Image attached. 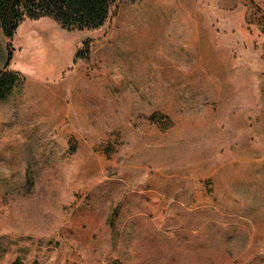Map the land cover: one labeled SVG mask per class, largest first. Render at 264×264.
<instances>
[{
  "label": "rangeland",
  "instance_id": "374dc122",
  "mask_svg": "<svg viewBox=\"0 0 264 264\" xmlns=\"http://www.w3.org/2000/svg\"><path fill=\"white\" fill-rule=\"evenodd\" d=\"M242 5L230 21L220 0H120L98 31L0 28V71L11 44L21 80L0 101V264H264L246 70L264 62V5Z\"/></svg>",
  "mask_w": 264,
  "mask_h": 264
},
{
  "label": "trees",
  "instance_id": "16d2710c",
  "mask_svg": "<svg viewBox=\"0 0 264 264\" xmlns=\"http://www.w3.org/2000/svg\"><path fill=\"white\" fill-rule=\"evenodd\" d=\"M120 0H0V28L4 36L12 41L26 21L51 19L64 30L93 32L102 29L111 17L118 14ZM92 40L83 45L86 53L77 58H86ZM13 60V49L8 47L6 70L0 71V101H5L19 86L20 74L9 70Z\"/></svg>",
  "mask_w": 264,
  "mask_h": 264
},
{
  "label": "crops",
  "instance_id": "0c3cea01",
  "mask_svg": "<svg viewBox=\"0 0 264 264\" xmlns=\"http://www.w3.org/2000/svg\"><path fill=\"white\" fill-rule=\"evenodd\" d=\"M256 2L261 4V5H264V0H256ZM220 3L222 4V6L227 7L226 9H229V12H226L227 10H224V13H229L228 18H230V21H231V17L232 18L235 17V14L232 13V12H234V11H232L233 9H235L238 5H241L240 9L242 12L243 8H245L242 5L244 3V0H220ZM233 23H236L235 20L233 21ZM239 30H240V34L243 38V41L246 44L247 52L252 53V54H254V52H255V54L259 53L258 50L254 51V47H255L254 45H255L256 41L259 40L258 41L259 44L260 43L262 44V42H263V41H261V37L259 36L258 30L255 28H252V27H251V29L247 28V26L245 27V24L243 22H240ZM215 40H216V38H214V41ZM206 42H207V39H206ZM230 53H231L230 54L231 58L234 59L236 57V55L233 53V49L230 50ZM230 63L232 64L233 61H231ZM257 63H259V67L256 66L257 68H254V67L248 65L246 70L257 78V81H256V90L258 93L257 103L259 104V107L261 108V110L264 112V62H262L259 58V61ZM239 66L241 68V62L239 63ZM239 66L233 67L232 69L230 67L228 68L230 76L236 77V75H238L240 72L243 73L242 70L239 68ZM252 90H253V88L250 87V88H247L246 92H250ZM240 93H241V91H240Z\"/></svg>",
  "mask_w": 264,
  "mask_h": 264
}]
</instances>
